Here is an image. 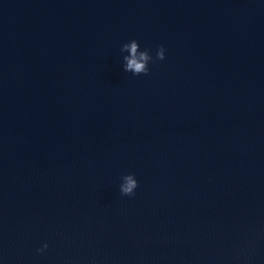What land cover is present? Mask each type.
<instances>
[{"label": "water", "instance_id": "95a60500", "mask_svg": "<svg viewBox=\"0 0 264 264\" xmlns=\"http://www.w3.org/2000/svg\"><path fill=\"white\" fill-rule=\"evenodd\" d=\"M0 264H264V0H0Z\"/></svg>", "mask_w": 264, "mask_h": 264}, {"label": "clouds", "instance_id": "9594fccd", "mask_svg": "<svg viewBox=\"0 0 264 264\" xmlns=\"http://www.w3.org/2000/svg\"><path fill=\"white\" fill-rule=\"evenodd\" d=\"M123 52L129 53L124 56V70L125 72H131L133 75L140 76L149 75L150 68L149 63H155L157 60L163 61L166 59V48L160 46L157 49L155 58L151 55L150 49L141 50L140 44L137 40L133 39L128 43H125L121 49ZM122 183L120 184V192L124 196L133 197L136 194V189L139 187V182L136 179L135 173L123 175L121 177ZM49 245L45 243L43 248L38 249V252H43Z\"/></svg>", "mask_w": 264, "mask_h": 264}]
</instances>
